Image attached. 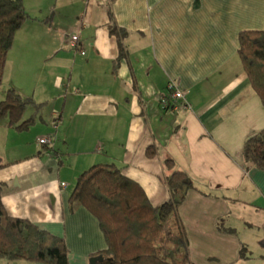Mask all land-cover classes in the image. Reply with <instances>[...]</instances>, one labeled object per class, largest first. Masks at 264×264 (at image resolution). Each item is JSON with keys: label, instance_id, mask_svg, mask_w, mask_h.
Returning <instances> with one entry per match:
<instances>
[{"label": "crops", "instance_id": "0c3cea01", "mask_svg": "<svg viewBox=\"0 0 264 264\" xmlns=\"http://www.w3.org/2000/svg\"><path fill=\"white\" fill-rule=\"evenodd\" d=\"M23 3L29 19L6 56L0 101L10 88L32 98L41 106L30 128L38 118L42 126L13 155L22 132L0 122L8 216L62 238L68 264H89L106 244L92 215L70 211L71 182L114 163L156 208L169 199L165 179L183 171L194 185L179 209L191 263L264 264V169L242 157L245 140L264 129V109L238 57L239 35L264 31V0ZM109 25L127 33L117 63ZM75 33L78 49L67 47ZM170 82L187 108L164 107ZM42 137L52 143L39 145Z\"/></svg>", "mask_w": 264, "mask_h": 264}, {"label": "trees", "instance_id": "16d2710c", "mask_svg": "<svg viewBox=\"0 0 264 264\" xmlns=\"http://www.w3.org/2000/svg\"><path fill=\"white\" fill-rule=\"evenodd\" d=\"M27 19L23 0H0V87L6 56ZM108 30L117 41V63L126 56L123 42L127 33L114 25ZM238 57L264 109V31L241 33ZM40 106L10 88L0 101V122L24 132L35 123L34 118L23 121L26 110ZM147 155L152 157L153 153L148 151ZM242 157L244 163L264 169V129L245 140ZM165 166L172 169L174 163L167 159ZM165 185L169 199L155 208L141 187L124 177L114 163L90 167L76 178L69 209L74 212L82 207L92 215L106 244L105 250L91 257L97 258L95 264H192L179 209L194 189L193 182L186 172L175 170L165 179ZM1 193L0 183V260L68 264L65 241L27 220L8 216Z\"/></svg>", "mask_w": 264, "mask_h": 264}, {"label": "built area", "instance_id": "2783aa9c", "mask_svg": "<svg viewBox=\"0 0 264 264\" xmlns=\"http://www.w3.org/2000/svg\"><path fill=\"white\" fill-rule=\"evenodd\" d=\"M67 47L73 48V49H78L79 47V36L77 33L75 34H69L67 36ZM81 55H84V52H80ZM167 90L170 94L169 100H164L163 105L166 108L171 107L172 110H178V109H183L187 108L188 106L186 105L185 102V95L184 92L178 90L176 88L175 82H170L167 85ZM37 143L39 145L43 146H48L52 143V138L51 137H42L37 140ZM61 187H65L66 184L64 182L60 183Z\"/></svg>", "mask_w": 264, "mask_h": 264}, {"label": "rangeland", "instance_id": "374dc122", "mask_svg": "<svg viewBox=\"0 0 264 264\" xmlns=\"http://www.w3.org/2000/svg\"><path fill=\"white\" fill-rule=\"evenodd\" d=\"M79 3H80V1H78V6H79ZM36 110L35 109H33L32 107H30V108H28L27 110H26V112H25V114H24V116H23V120H26V119H28L29 117H30V115L32 114H34V112H35ZM37 118V117H36ZM38 121H37V123H36V125L34 126V127H32V128H30V131H26V132H22V133H15V140H14V150H13V152H14V154L13 155H15V154H17L18 153V155H22V153H19V152H24L23 151V149L21 148V146H23L24 145V143H26V142H31L32 140V135L31 134H33V130H34V128H37V127H40V126H42L41 125V122L39 121V118L37 119ZM49 122H51V121H49ZM52 124H54V123H50V126H51V128H53V126H52ZM33 142H34V140H33ZM74 182H71L70 183V185H74L73 184ZM13 261H5V260H0V264H11Z\"/></svg>", "mask_w": 264, "mask_h": 264}, {"label": "water", "instance_id": "95a60500", "mask_svg": "<svg viewBox=\"0 0 264 264\" xmlns=\"http://www.w3.org/2000/svg\"><path fill=\"white\" fill-rule=\"evenodd\" d=\"M97 261V258H90L89 259V264H95Z\"/></svg>", "mask_w": 264, "mask_h": 264}]
</instances>
